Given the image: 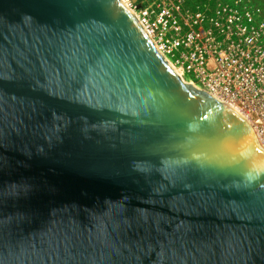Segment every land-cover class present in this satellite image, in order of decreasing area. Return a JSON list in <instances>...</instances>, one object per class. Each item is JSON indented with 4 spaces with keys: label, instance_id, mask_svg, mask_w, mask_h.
I'll list each match as a JSON object with an SVG mask.
<instances>
[{
    "label": "water",
    "instance_id": "95a60500",
    "mask_svg": "<svg viewBox=\"0 0 264 264\" xmlns=\"http://www.w3.org/2000/svg\"><path fill=\"white\" fill-rule=\"evenodd\" d=\"M0 264H264V146L123 0H0Z\"/></svg>",
    "mask_w": 264,
    "mask_h": 264
},
{
    "label": "built area",
    "instance_id": "2783aa9c",
    "mask_svg": "<svg viewBox=\"0 0 264 264\" xmlns=\"http://www.w3.org/2000/svg\"><path fill=\"white\" fill-rule=\"evenodd\" d=\"M184 80L238 105L264 143V8L254 0H127Z\"/></svg>",
    "mask_w": 264,
    "mask_h": 264
},
{
    "label": "bare ground",
    "instance_id": "6f19581e",
    "mask_svg": "<svg viewBox=\"0 0 264 264\" xmlns=\"http://www.w3.org/2000/svg\"><path fill=\"white\" fill-rule=\"evenodd\" d=\"M128 6L130 5L129 4V2L127 1V0H123ZM129 8L134 12V14L137 16V18H138V15H137V13L134 11V9H132L130 6H129ZM177 73H178V75L184 80V77L181 75L182 73L181 72H179V71H176ZM185 81V80H184ZM186 82V81H185ZM191 84H193V83H191ZM195 86H198V85H196V84H194ZM233 106L235 107V108H237V110H239L241 113H242V115L246 118V120L249 122V124L253 127V125H252V123H251V121H249V119H248V117H247V115H246V113L242 110V108H240L238 105H235V104H233ZM253 129H254V131H255V133H256V129L253 127ZM256 136H257V139H258V141L262 144V146H264V143L261 141V138H260V136L256 133Z\"/></svg>",
    "mask_w": 264,
    "mask_h": 264
},
{
    "label": "rangeland",
    "instance_id": "374dc122",
    "mask_svg": "<svg viewBox=\"0 0 264 264\" xmlns=\"http://www.w3.org/2000/svg\"><path fill=\"white\" fill-rule=\"evenodd\" d=\"M254 2L257 3V4H259L261 7L264 8V0H254ZM261 141H262V139H261Z\"/></svg>",
    "mask_w": 264,
    "mask_h": 264
}]
</instances>
